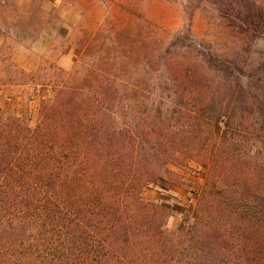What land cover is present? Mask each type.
<instances>
[{
	"label": "trees",
	"instance_id": "1",
	"mask_svg": "<svg viewBox=\"0 0 264 264\" xmlns=\"http://www.w3.org/2000/svg\"><path fill=\"white\" fill-rule=\"evenodd\" d=\"M173 45L146 52L142 70L118 52L77 63L35 127L0 119V264H224L220 229H199L208 191L175 235L142 196L162 166L188 160L264 231V157L246 149L264 144V75L255 81L241 55L231 63L195 39ZM249 232L245 257L228 264H264V232Z\"/></svg>",
	"mask_w": 264,
	"mask_h": 264
},
{
	"label": "rangeland",
	"instance_id": "2",
	"mask_svg": "<svg viewBox=\"0 0 264 264\" xmlns=\"http://www.w3.org/2000/svg\"><path fill=\"white\" fill-rule=\"evenodd\" d=\"M192 39L231 63L241 55L240 66L250 63L241 66L244 71L252 72L255 81L262 78L264 0H0V119L20 118L35 127L42 103L55 97L58 82L77 63L83 69L99 56L118 52L128 57L129 68L142 70L146 52L178 51L173 44L184 47ZM158 66L154 62L149 67ZM259 120L264 123L261 116ZM246 149L251 157H264V144L254 139ZM161 169L162 178L145 187L142 196L160 207L167 230L175 235L192 225L199 199L208 191L210 206L198 215L199 229H220L222 246L229 245V255L220 256L224 264L245 257L244 230L264 232L242 210L233 209L247 203L210 192L225 189V184L215 187L197 161Z\"/></svg>",
	"mask_w": 264,
	"mask_h": 264
}]
</instances>
